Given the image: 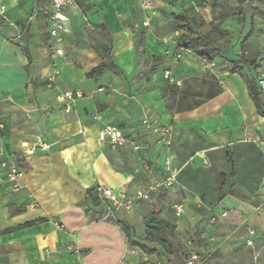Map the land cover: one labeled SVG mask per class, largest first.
<instances>
[{
    "label": "crops",
    "instance_id": "1",
    "mask_svg": "<svg viewBox=\"0 0 264 264\" xmlns=\"http://www.w3.org/2000/svg\"><path fill=\"white\" fill-rule=\"evenodd\" d=\"M142 1L76 0L68 7L65 54L56 57L60 73L51 83L54 59L44 14L51 10L49 1L0 0V120L9 124L0 140V164L4 152L25 173L17 192L0 181V264H120L128 258L129 240L88 190L106 186L132 196L164 177L165 156L183 188L160 190L136 211L116 214L130 226L134 242L158 251L161 231L171 247L180 241L205 264L207 253L227 247L228 240L246 242L248 231L255 230L257 244L264 234V95L256 85L264 68V17L247 11L246 0H148L145 8ZM233 4L243 10L240 18L229 13ZM80 5L92 8L83 13ZM184 11L197 17L191 35L198 43L208 39L205 57L177 46L189 33L176 28L173 15ZM86 16L107 26L111 61L120 75L105 70L88 76L102 60L95 50L82 48L74 31V18L84 28ZM146 16L152 17L149 27ZM209 26L227 34L228 44L209 46ZM251 87L259 92L260 106ZM70 91L82 97L65 99ZM147 118L172 130L170 151L144 129ZM107 125L119 127L141 149L102 144L98 134ZM175 203L186 208L180 219ZM150 211L165 222L153 243L146 227L138 228V238L133 227ZM212 212L220 215L214 226ZM143 255L153 264H174L160 251Z\"/></svg>",
    "mask_w": 264,
    "mask_h": 264
},
{
    "label": "built area",
    "instance_id": "2",
    "mask_svg": "<svg viewBox=\"0 0 264 264\" xmlns=\"http://www.w3.org/2000/svg\"><path fill=\"white\" fill-rule=\"evenodd\" d=\"M51 6V10L45 12L47 19V24L49 27V45L48 50L51 57L54 59V70L52 77L49 78V82L53 83L55 78L59 75L58 65L55 62L57 56H64L65 52L63 49L64 34L67 33V22L68 15L65 10L70 6H76V0H48ZM142 8L150 6V1H142ZM144 21V26L149 27L152 17L146 16ZM11 25H14L10 22ZM214 66L213 62L208 63V67L212 68ZM168 75V73H167ZM256 85L260 89L261 94L264 95V68L259 69L258 76L256 78ZM78 94L73 92H66L64 98L75 102L76 98H81ZM65 110H70V103L65 105ZM143 126L146 131L157 135V142L163 151H170L173 141V132L168 127H162L156 124V122L147 118L143 120ZM0 132H5V123L0 120ZM99 141L107 145L112 150H117L125 144H130L134 151H139L141 147L135 143L130 142L126 135L122 132L119 127L107 125L104 126L98 134ZM39 146L44 149H50V146L45 144H39ZM29 154H34V149L28 151ZM1 161V170L3 171V177L0 181L7 182L14 192L21 189V179L24 177L25 173L19 167L14 156H7L4 152ZM146 172L150 173L149 167L145 166ZM162 170L164 172V177L162 179L155 180L148 188L143 190H138L132 196H122L118 195L113 189L106 186H97L95 188L96 195L98 199L103 202L109 209L110 213L117 214L120 211H132L139 207L143 200L149 199L153 194L160 190H174L176 188H183L179 181V171L172 167L171 159L169 156H165L162 161ZM172 210L176 218H181L186 211L184 203H175L172 205ZM220 215L212 212L210 217L209 225L214 226L219 220ZM256 236L255 230L248 231V239L246 241L248 246H254V237ZM188 247L193 248L192 241L186 243ZM129 253L134 254L135 251L129 249ZM125 260L120 264H124ZM200 256L195 250H191L189 253L188 260L186 264H200ZM161 264V263H160Z\"/></svg>",
    "mask_w": 264,
    "mask_h": 264
},
{
    "label": "rangeland",
    "instance_id": "3",
    "mask_svg": "<svg viewBox=\"0 0 264 264\" xmlns=\"http://www.w3.org/2000/svg\"><path fill=\"white\" fill-rule=\"evenodd\" d=\"M258 1H259V5L256 3ZM228 2H230V0H228ZM246 2H248L249 5L251 6L250 8L248 7L246 8L247 11L251 10V12H253L254 15H261L264 17V0H246L245 3ZM235 5L236 4H233L232 6L228 5V11L230 14H233L234 16L240 18L241 15L243 14V13L241 14V11L243 10L240 8V6L236 7ZM91 8L92 5L87 6L86 8H83L80 5V9L82 10L83 13H86L88 10H91ZM2 9L3 8L0 9V12ZM134 11L135 10L133 9V12ZM84 24L85 27L82 28L81 26H79L78 19L76 17L74 18V31L76 32V34L81 35L83 39V41L80 42V45L84 46L82 48L93 49L96 51L97 58L99 60L110 62L109 56L112 51V37L107 29V26L105 24H94L91 20H89V16H86L84 20ZM205 31H206L205 33H208L209 40L211 41V43H213V45L210 44L209 46H212L213 48H217V47H224L225 45L228 44V35L220 32V30H218L217 27L209 26ZM261 55L262 54H260V57L258 56V59H255L254 62H257L258 60L262 59L263 56ZM67 61L78 66L76 57H73L72 55H68ZM114 74H116V76L120 75L117 72H115ZM4 123H5V132L7 134L9 132V124L7 121H4ZM5 137L6 135L3 132H0V140ZM191 168L192 166H189L185 170L183 175L189 173L191 171ZM92 191L96 193L95 188L92 189ZM192 195L197 196L195 195V193H192ZM136 209H134L133 211H136ZM110 215L113 218L114 222H116L117 224L121 222V220L118 219L116 214L110 213ZM114 216L116 217V219ZM146 219L145 221L141 220V222H136L133 225V227H135V233L137 235L135 237L137 238L139 237L138 228L146 227L145 226ZM155 223L162 224L165 222L162 221V223H160L157 219H155ZM147 233H148V239H147L148 243L156 242L157 232L148 229ZM236 241L237 242L234 243V241L228 240L225 243V245H223L227 247L223 249L213 248L211 252L207 253V255H209L210 257L208 256L204 257V259L208 257L207 262L205 264H264V234L261 235L259 239H257V244H254L253 247L248 246L244 240L243 241L236 240ZM149 247L150 248L152 247L151 244H149ZM130 250L135 251V253L134 254L128 253V258L125 260L124 264H132L134 263L133 259L137 260V258H139L137 261L140 260L138 262L140 264H153L149 260H144L145 259L144 255L140 249L130 246ZM158 251H160L168 259L169 257H167V255L171 256L173 260L171 261L169 259V261L171 262L174 261V264H185V262L188 260L190 253V251H187L186 247L183 246L180 241L177 242L176 240L173 242V246L171 247V250H167V249L164 250L163 248L160 247Z\"/></svg>",
    "mask_w": 264,
    "mask_h": 264
},
{
    "label": "trees",
    "instance_id": "4",
    "mask_svg": "<svg viewBox=\"0 0 264 264\" xmlns=\"http://www.w3.org/2000/svg\"><path fill=\"white\" fill-rule=\"evenodd\" d=\"M173 16H174V19L176 20V28L178 30L187 29L188 33H189V34L182 35L178 39L177 46L182 47L186 50H192L196 55H198L200 57H205L206 56L205 50H206V47L208 45V42H207L208 39H205L204 43H198L199 38L191 35L193 33L192 27L193 26L198 27L196 15L190 14L189 12L184 11L181 13H176ZM203 47L205 49H202ZM109 59H110V62H106V61L102 60L101 63L96 68H94L92 71H90L88 73V76L91 77V76L100 74L105 70H110V71H115L117 73H120L119 69L112 63L111 56H109ZM251 88H252V91L257 98V101H258L257 103L260 106V102H259L258 97H257L259 95V92L256 89H253V87H251ZM261 114L264 115V112H262ZM93 193L94 192L92 190H88L87 195L89 196L90 199H92L93 203H96L98 201V199L94 198ZM119 224L124 229V232H125L128 240H129L130 246L138 247L146 255L151 256V255H155L158 253L157 250L149 249L146 246H143L139 243L134 242L132 239V233H131L130 226L123 221L119 222ZM27 225L28 226L32 225V223L27 224ZM157 239H158V243L161 246V248H163L164 250L165 249L171 250V245L167 242V240L161 234V231L158 232V238Z\"/></svg>",
    "mask_w": 264,
    "mask_h": 264
},
{
    "label": "water",
    "instance_id": "5",
    "mask_svg": "<svg viewBox=\"0 0 264 264\" xmlns=\"http://www.w3.org/2000/svg\"><path fill=\"white\" fill-rule=\"evenodd\" d=\"M145 226L149 230H154V231H160L161 226L157 223H155V213L154 211H150L148 213V217L145 222Z\"/></svg>",
    "mask_w": 264,
    "mask_h": 264
}]
</instances>
